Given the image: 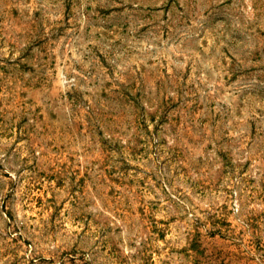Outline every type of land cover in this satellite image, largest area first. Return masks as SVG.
I'll return each mask as SVG.
<instances>
[{
    "label": "rangeland",
    "instance_id": "obj_1",
    "mask_svg": "<svg viewBox=\"0 0 264 264\" xmlns=\"http://www.w3.org/2000/svg\"><path fill=\"white\" fill-rule=\"evenodd\" d=\"M0 264H264V0H0Z\"/></svg>",
    "mask_w": 264,
    "mask_h": 264
}]
</instances>
